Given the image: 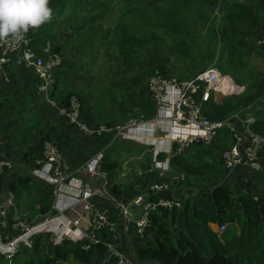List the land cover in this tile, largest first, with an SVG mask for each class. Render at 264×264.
Returning a JSON list of instances; mask_svg holds the SVG:
<instances>
[{"label":"trees","instance_id":"trees-1","mask_svg":"<svg viewBox=\"0 0 264 264\" xmlns=\"http://www.w3.org/2000/svg\"><path fill=\"white\" fill-rule=\"evenodd\" d=\"M163 3L159 11L149 6L147 0H135L127 5L128 13L135 18L134 23L139 27L137 31H130L124 23L116 28H105L100 24L107 15L106 1L98 4L89 0L59 1L57 9L60 17L70 10H91L82 23L74 26L72 47L75 50L70 55L72 58L81 55L83 62L87 61L91 66L93 74L98 68L101 73L99 77H95L96 86L91 100H80L83 113L87 112L88 121L115 127L118 123L125 124L137 118L142 112L147 120H152L157 114L155 102L145 99V103H142L134 96L135 92L148 89L151 77L150 56L169 40L178 44L184 56H190V15H197L200 8L212 12L219 8L221 23L218 27L225 45L221 61L223 59L230 69L236 67L244 80L233 79L247 88L243 94L225 98L222 104L211 101L204 107V113L210 120L224 121L239 112L258 108L257 122L253 130L264 136V71L250 73L245 52L242 53L249 44L245 38L264 28V0H164ZM101 7L103 9L100 11ZM123 18H126V14H122ZM42 39L39 40L40 45L43 43ZM213 41H216V37L210 42ZM259 47L264 49L260 45ZM212 49L215 51L214 54L212 52L214 57L216 48ZM85 54H88L91 62ZM69 60H66L64 67L72 70ZM207 61L208 58L204 57V70L209 68L206 66ZM101 64H105V67L102 68ZM220 70L230 76L229 72L221 68ZM73 71L77 72L75 69ZM158 72L168 75L164 68ZM57 89L53 97L63 101L66 106L77 95L73 87L59 91ZM41 135L43 137L40 142L32 144L23 156L34 166L44 158V145L57 141L51 133L43 132ZM227 137L226 133L225 138ZM35 139L36 136L33 140ZM222 143L223 139H220L212 148L219 149ZM62 145L59 144L63 154ZM189 153L171 164L175 173L186 176V182L181 186L187 193H191L182 200V207L171 210L162 208L156 212H161L160 217L154 216L156 213L153 215L147 236L136 240V254L140 264H264V197H252L233 187L221 186L218 182L225 172L224 163L213 164L206 161L198 164L189 159ZM160 159L164 160L165 157L161 155ZM114 166L116 165L110 163L105 170ZM152 178L155 179L154 176ZM4 181V176H0V188ZM17 187L32 189L31 178L15 180L10 189L14 191ZM110 192L117 197L123 195V190L117 185ZM52 195L53 192L49 190L40 200L44 214L51 211ZM164 196L172 198V193L168 192ZM197 200L207 205L208 210L200 208ZM167 222L172 225L173 231ZM222 226L227 229L221 234L218 228ZM130 235L136 237L134 231ZM96 236L101 242L91 246L90 250L66 242L64 245L55 246L53 251H46L42 238H38L34 245L36 254L27 264H63L72 258L78 264H95L99 255L110 252L104 243H113L112 234L107 230L97 232Z\"/></svg>","mask_w":264,"mask_h":264},{"label":"built area","instance_id":"built-area-1","mask_svg":"<svg viewBox=\"0 0 264 264\" xmlns=\"http://www.w3.org/2000/svg\"><path fill=\"white\" fill-rule=\"evenodd\" d=\"M215 16L221 19L219 8L215 10ZM33 33L34 29H30L18 37L0 40V73L6 76L4 71L21 54L26 65L34 71L35 96L43 98L56 109L69 125L91 137L111 135L119 141L161 147L159 152L154 151L149 169V174L155 177L147 194L149 199L138 196L126 204H116L122 211L126 232L134 231L137 238L144 239L151 228L154 212L183 206L182 200L175 196H164L172 190L166 183L171 177V163L196 148L214 147L223 139L221 136L225 132L229 133L223 139L225 144L222 147L226 169L234 171L239 166H245L246 179L256 178V172L260 169L259 155L264 151V136L253 130L257 122L254 112H239L224 121L210 120L204 113V106L211 101L243 94L247 88L236 86L237 90L232 91L231 84L224 83L227 78L231 81L234 79L222 73L218 67L211 66L189 79L154 75L148 85V93L155 101L157 110L152 120H147L141 113L121 126L97 125L84 118L81 101L76 96L69 106L59 104L52 97L56 90L57 71L64 65V54L54 50L50 42L44 44L41 54L36 53L32 47ZM259 44L264 46V38ZM154 136L156 138L152 140ZM161 155L165 157L163 161ZM101 159L102 155L94 159L91 164L96 163L95 167L85 164L74 169L64 159L59 143L47 142L44 145V158L33 167L32 175L53 187L51 211L42 221L32 222L19 213L12 198L0 205V259L11 262L24 246H33L40 235L49 236L48 240L54 246L64 245L68 240L73 243L88 241L89 244L83 246L85 249L100 243L96 233L102 230L110 232L113 241H118L117 223L112 220L109 210H101L98 204L106 200L117 203L110 192L112 186L109 178L99 165ZM9 169H12L11 163L7 159H0V176ZM84 175L89 178L88 181L82 178ZM184 176L178 173L173 176V182H186ZM135 207L142 209L138 218H132ZM226 229V226H222L219 232L224 233ZM106 246L116 257V264H135L128 253L119 252L114 244L107 243Z\"/></svg>","mask_w":264,"mask_h":264},{"label":"crops","instance_id":"crops-1","mask_svg":"<svg viewBox=\"0 0 264 264\" xmlns=\"http://www.w3.org/2000/svg\"><path fill=\"white\" fill-rule=\"evenodd\" d=\"M59 1L60 0H50V5H49L52 9L56 8L55 11L58 14H59V10L57 9V5ZM76 12L77 11L70 10L68 13H65L63 17H65L66 14H72V16H74ZM79 18H80V12H77V16L75 18V21L77 23L79 21ZM217 20H220V19H217ZM57 23H59V21H57ZM68 29L71 30L72 28L68 27ZM73 30H74V27H73ZM60 35L61 34H59L58 32L56 23L52 24L50 27L41 28L40 30H38L35 36V39L33 40L32 47L38 54H41L44 44L46 42L52 41L56 43L58 46L57 48L54 44H52L54 50L60 51L62 47H64L63 46L64 44H61V42L63 43L64 41H60V38H61ZM262 36H264V28H260L259 30L256 31L255 34L245 38L246 41L249 42L248 47L246 48V51H245L246 60L250 56V59L252 60L262 58L261 60L264 62V49L259 47V43L257 42V40L261 38ZM40 39H42L43 41L41 45L39 44ZM72 41H73V36L69 35L67 45L68 47H71V49L74 51L75 49L72 47V44H73ZM216 53H215V56H216ZM251 53L253 55H251ZM61 54H64V53H61ZM60 70L62 71L57 79V81H59L57 85V88H58L57 91H59L60 89L66 88V87H73V85L69 82L67 76H69V72H74V71L64 66L61 69H59L57 73H59ZM249 71L250 73L258 72V71H254L253 69H249ZM259 71H261V68L259 69ZM262 71H264V68L262 69ZM33 72L34 71L31 68H28L25 65L23 55L20 54L15 58L14 62L9 66V68H7L4 71L6 76L3 73H0V159H7L5 157H1L2 154H7V155L10 154L12 159L14 158L15 164H16V165L13 164L12 161L7 159L11 163L12 169L6 170L5 174L2 175L4 176L5 181H4V184L0 188V205L6 203L10 198H12L14 204H16L17 207L18 206L20 207L21 210L19 208L18 210L22 216L26 217L28 220L32 222L33 221L39 222V221H42L45 218V216L49 214V213L44 214L42 212L43 207L41 205L42 203L40 202V200L43 194L51 190L53 192V195L50 201V205H52L53 200H54V190L52 186H50L49 184H47L46 182L38 178H35L32 175V169L34 165L31 162H28L27 160H25L23 156L26 154L28 148L32 144H38L40 142L41 138L43 137L41 133L43 132L51 133L53 137L57 140L56 142L59 141L60 142V143L58 142L59 144H63L62 146H63L64 153L62 155L64 159L70 165H72L74 169H78L82 167V166H76L73 164L77 162L78 159L81 160L80 162H78L79 164L86 163L87 165H89L94 161V159L98 155H102V159L100 160L99 165L103 169V171H105L108 178H109L108 173L114 170L117 167L118 163L113 162L112 161L113 158L111 159L108 158L107 151H114L115 149H119V150H124L131 154L146 155L148 162H151L152 159L150 155L151 150H149L147 147L139 145L140 143L137 144L133 141H119L111 135H106L101 138L91 137V136L84 134L79 129L75 127H71L68 124V122L62 116L58 114V111L56 109L50 106L43 98L35 96L36 78ZM231 77L234 78L233 76ZM240 80H242V78ZM236 86H241V85L236 83ZM242 86H246V85H242ZM145 92L147 96V98L145 99L151 100V96L149 95L148 90ZM227 97L228 96L222 97L221 99H218L217 101L214 100V101L215 103L222 104L223 100ZM144 100H140V101L142 103H145L143 102ZM56 101L59 104H62L63 106L66 105L63 101H60V100H56ZM207 105L208 104H206L204 107H207ZM155 108H156V103H155ZM262 108H264V104ZM248 111L249 112L253 111L256 116V112L258 110L256 111V110H253L252 108L251 110H248ZM45 123L51 124L50 129L41 127V130H39L40 129L39 127L45 125ZM74 130H77V131L75 132ZM226 133L227 135H229L228 132L223 133L221 136L223 137V139L225 138ZM81 135L86 139L99 140L101 142V145H104L106 147L103 150L99 151L92 158H90L88 155H85L83 158H79V157L73 158L72 150L70 148V145H71L70 141L72 140V138H75V139L81 138ZM35 136H36V139L33 140ZM152 140L154 139L152 138ZM224 144L225 143H222V146L219 149L202 148L200 150H208V151L214 150L215 152L217 151L215 158L219 159L220 157L221 161L217 162V163H220L222 162V151H223L222 147ZM158 149L160 150L161 147H158ZM196 150H199V149H194L188 154L189 159H191V157L193 158L195 157V155L191 156V153ZM259 157H260V160H259L260 169L257 170L256 178L254 180H251L250 182H248V180L245 177L247 173V167L239 166L234 171H228L225 168V172L218 183L221 186L227 185V186L233 187L245 194H247L249 189H252L253 194L252 195L248 194V195H251L252 197L261 195L264 197V154L263 152L260 154ZM110 163L115 164L116 166H114L110 170H105L106 169L105 167ZM91 166L95 167L96 163L91 164ZM15 170H17V172L13 174ZM171 170H172V164H171ZM177 174L178 172L175 173L172 170V172L170 173L171 177L167 180L166 183L172 189L170 192L172 193V197L175 196L179 200H184V198L187 197V194L189 195L191 192L187 193V190L183 186H181V184L183 183L173 182V176H176ZM25 177L31 178L32 184H33L32 189H25V188H18V187L14 191L10 189V186L11 187L13 186V183L15 180L19 178H25ZM184 177L186 178V176ZM82 178H84L87 181L89 180V178L85 175L82 176ZM153 180H154L153 178L150 179L149 186H151V184L153 183ZM164 181H166V179ZM34 185L38 187L37 191L34 189ZM247 187H250V188H247ZM256 187H258L261 191L257 190ZM123 194H124V191H123ZM29 195L35 196L36 198L35 204L26 205L27 201L29 200V197H28ZM122 197L123 195L118 198H122ZM27 198L28 200H26ZM118 198H115V199L118 200ZM107 201L110 204H104V205L100 204L101 210H106V209L111 210L113 209V205H116V204H111V203H114L112 200H107ZM127 202H130V201H127ZM196 202L200 208L204 210H208L207 205L202 204L201 202H199V200H197ZM27 206L31 207V209L33 210H36L37 213L34 211L35 213L34 216L24 215L25 211L23 210ZM132 213H134V218H138L142 213V209L135 207L132 209ZM154 216L160 217L161 212L156 213ZM120 218H121L120 225H122L123 227L124 219L121 216ZM167 225H169L168 227H170V229L173 231V227L169 222H167ZM122 234H123L122 239L120 240V238H118L119 240L117 241V244H119L120 247L118 248L116 246V248L119 250V252L128 253L133 258L135 264H140L137 254H136V248H137L136 240L138 238L125 234V233H122ZM38 238H42L43 244H45L46 241H49L47 240V237L45 235L44 236L40 235ZM38 238H36L35 240L37 241ZM68 242L73 243L72 241H69V240ZM87 242L88 241H85L84 243L80 242V243H73V244L80 245L81 247H83L85 244H89V242L88 243ZM54 247L55 246L52 245V247L48 248L46 251H53L55 249ZM33 254H36V252L34 251V246H30V247L24 246L22 248L21 253L18 254L11 262H7L3 259H0V264H27L34 257V256H31ZM63 264H66V263H63ZM69 264H78V263H76L73 260V261H70ZM95 264H116V259L113 254L108 252V254L106 255H99L98 258L96 259Z\"/></svg>","mask_w":264,"mask_h":264},{"label":"rangeland","instance_id":"rangeland-1","mask_svg":"<svg viewBox=\"0 0 264 264\" xmlns=\"http://www.w3.org/2000/svg\"><path fill=\"white\" fill-rule=\"evenodd\" d=\"M104 1L107 2L108 11L106 18L100 22L102 26H104L105 28H110V27L116 28L119 24L124 23L125 26L131 29L130 31L132 30L137 31L139 29V27H137L136 24L134 23L135 18H133L132 15L128 13L129 7H126L127 5L133 3L135 0H89V2H93L94 4H98L101 2L103 3ZM163 2L164 0H147L149 6H152V8L157 11L161 10V8L164 5ZM102 7L99 8L100 11L103 9ZM55 10L56 8H53V18L50 20V22L42 25L39 29H34V33L32 37L35 39L38 30H40L41 28L50 27L52 24L55 23L57 24L58 32L59 34H61L60 41L65 42V43L61 42V44H64L63 45L64 47H62V49L58 52L64 53L65 62L66 60L70 59L69 62L71 64L72 70L74 69L77 70V72H69V76H67L69 82L73 85V89L77 94L75 96L79 100H81V98L85 100L87 99L91 100L92 92L96 86L95 77H99L101 74L98 71L99 68L96 69L93 74L91 66L88 65L87 61L83 62V58L81 55L78 56L75 55L74 58L70 56L72 55L73 50L71 49V47H68L67 45L69 35L73 36L74 33L73 27L82 23V20L84 18H87V16L91 13V10L89 8H84L80 10V18L78 23L75 21L77 12L74 16H72V14H66L65 17H60V15ZM197 12H198L197 15L192 13V15H190L189 17L191 24L190 30L192 34L191 35L192 39L190 41V43L192 44V50L190 52V56L188 57L184 56L182 54V50H179L178 44H174L171 40H169L166 45H162V47L158 51H154L150 56L149 58L150 76L152 77L157 74H162L158 71L164 68V72L168 74V75L162 74L164 76L176 77L178 79H189L204 70V67H202L203 59L204 57H207L208 58V61L206 62L207 67L209 66L210 68L211 66H216L219 69L221 68L229 72L230 75L233 76L234 78L244 79L242 74L236 71L235 66H233L232 69H230L228 67V64L226 62H223V59L221 61L220 55L223 54L225 45H224L223 35L218 27V25L221 23V20L216 19L215 11L212 12L208 9L202 10L200 8L199 10H197ZM122 14H126V18L122 19ZM57 21H59V23H57ZM215 25H217L218 28ZM68 27H71L72 29L69 30ZM214 37H216V41L210 42ZM51 43L58 48L56 43L52 41ZM213 47L216 48V52H217L215 57H213L212 55V52L213 54L215 52L214 49H212ZM245 51L246 48L242 50V53L244 54ZM251 55L253 54L251 53ZM87 56L88 54H85V57ZM142 59H144L143 56ZM261 59L262 58L252 60L250 59L249 56V58L245 61L246 64L249 66V69H253L254 71H259V69L261 68L262 71V69L264 68V62ZM227 60L228 58L225 59V61ZM88 61L91 62L89 58ZM101 65L102 68L105 67V64H101ZM61 71L62 70H60V72L57 73L58 77L61 74ZM220 71L223 73L222 70ZM134 96L139 100H144L145 98H147L145 91L135 92ZM86 114L87 112L84 113V117L86 120H88ZM50 126H51L50 123H45V125L39 127L40 128L39 130H41V127L50 129ZM115 126H121V124L118 123ZM74 131L76 132L77 130ZM155 138L156 136L153 137V139ZM70 144L69 145L72 150L73 158H78V157L83 158L85 155H88L90 158H92L99 151L103 150L106 147L104 145H101V142L99 140L86 139L82 135L81 138H77V139L72 138ZM139 145L147 147L149 150H151L150 152L152 159L151 162H148L146 155L131 154L124 150H119V149H115L114 151H107L108 158L109 159L113 158L112 161L118 163L117 167L108 173L110 186L117 185L120 188H122V190L124 191L122 198H118L117 196L113 195L116 198H118V200L116 201L117 203H111V204H126L127 201H131L138 196H146L149 199V197L147 196V194H149L148 188H149V181L151 179V175L149 174V169L151 164L153 163L154 151L159 152V150L155 144L152 146H146L144 144H139ZM216 154L217 151L215 152L214 150L208 151V150L199 149L191 153V156L195 155V157L194 158L191 157L190 160L192 162H197L198 164L205 163L206 161H210L211 163L216 164L217 162L221 161L220 157L219 159L215 158ZM1 157H5L10 161H12L13 164H15V160L14 158L12 159L10 154L9 155L2 154ZM80 161L81 160L78 159V161L73 164L76 166H83L86 164V163L79 164L78 162ZM16 172L17 170H15L13 174H15ZM250 181L251 180H248V182ZM34 189L37 191L38 187L34 185ZM256 189L261 191L258 187H256ZM247 194L252 195L253 194L252 189H249ZM257 196H261V195H257ZM28 197L29 200L28 198L26 199L28 200L26 205L35 204L36 202L35 196L29 195ZM98 204L104 205L110 203H108V201L106 200V201L98 202ZM18 208L20 209L19 206ZM23 211H25L24 215H28V216H34L35 215L34 211L37 213L36 210L31 209V207L29 206L24 208ZM109 213L112 216V220L117 223L118 234L121 240L123 237L122 233H124V231L122 230V225H120V221H121L120 216L122 214V211L120 207L113 205V209L109 210ZM132 218H134V213H132ZM52 245L53 243L51 241H46L45 244H43V247L45 250H47L48 248H51ZM116 246L118 248L120 247L119 244H117ZM34 255L35 254L31 256ZM70 261H73V259H71ZM69 262L66 264H69Z\"/></svg>","mask_w":264,"mask_h":264},{"label":"clouds","instance_id":"clouds-1","mask_svg":"<svg viewBox=\"0 0 264 264\" xmlns=\"http://www.w3.org/2000/svg\"><path fill=\"white\" fill-rule=\"evenodd\" d=\"M50 0H0V40L39 29L53 18Z\"/></svg>","mask_w":264,"mask_h":264},{"label":"bare ground","instance_id":"bare-ground-1","mask_svg":"<svg viewBox=\"0 0 264 264\" xmlns=\"http://www.w3.org/2000/svg\"><path fill=\"white\" fill-rule=\"evenodd\" d=\"M262 38H264V36H262L261 38H259V40H258V43H259V41L260 40H262ZM51 43V42H50ZM52 44V43H51ZM259 45H261L263 48H264V46L262 45V44H259ZM45 46V45H44ZM52 47H53V45H52ZM44 48V47H43ZM54 49V48H53ZM43 50V49H42ZM35 51V50H34ZM36 52V51H35ZM37 53V52H36ZM42 53V52H41ZM60 54V53H59ZM24 58V57H23ZM64 63H65V61H64ZM25 65H26V63H25ZM27 66V65H26ZM64 66V65H63ZM62 66V67H63ZM28 67V66H27ZM29 68V67H28ZM59 69H61V68H59ZM58 69V70H59ZM205 71V70H204ZM153 77V76H152ZM151 77V78H152ZM150 78V79H151ZM149 82H150V80H149ZM227 82H229L230 84H231V86H232V91H235V90H237V87H236V83H235V81L233 80V81H231L230 80V78H227V81L224 83V84H226ZM57 85H58V81L56 80V82H55V85H54V89L55 88H57ZM148 90V89H147ZM54 94H55V92L52 94V97L54 96ZM223 97H226V96H223ZM54 98V97H53ZM142 114H144L143 112H142ZM145 115V114H144ZM260 156V155H259ZM226 168V167H225ZM149 189H150V186H149V188H148V193H149ZM152 196V195H151ZM157 212V211H156ZM156 212H154L153 214H152V216H151V224H152V217H153V215L156 213ZM122 217V216H121ZM122 230L124 231V233L125 234H128V235H130L133 231H129V232H126L125 231V229H124V227H122ZM110 233V232H109ZM43 235V234H42ZM47 237V240L49 239V236H46ZM37 241L36 240H34V244H33V246L35 245V243H36ZM101 242V241H100ZM106 244L107 243H104V245L106 246ZM112 244H114L115 245V247H116V245H117V241L115 242V241H113V243ZM92 246H95V245H92ZM107 247V246H106ZM82 248H84V247H82ZM85 249V248H84ZM117 249V248H116ZM85 250H90V248L89 249H85ZM118 250V249H117ZM22 251V250H21ZM21 253V252H20ZM115 257V256H114ZM115 259H116V257H115ZM116 261H117V259H116Z\"/></svg>","mask_w":264,"mask_h":264},{"label":"water","instance_id":"water-1","mask_svg":"<svg viewBox=\"0 0 264 264\" xmlns=\"http://www.w3.org/2000/svg\"><path fill=\"white\" fill-rule=\"evenodd\" d=\"M224 100H225V99H224ZM224 100H223V101H224ZM222 103H223V102H222Z\"/></svg>","mask_w":264,"mask_h":264}]
</instances>
